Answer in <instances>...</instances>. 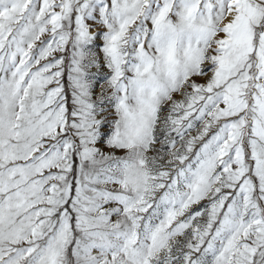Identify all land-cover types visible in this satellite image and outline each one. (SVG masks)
Instances as JSON below:
<instances>
[{
    "label": "snow or ice",
    "instance_id": "1",
    "mask_svg": "<svg viewBox=\"0 0 264 264\" xmlns=\"http://www.w3.org/2000/svg\"><path fill=\"white\" fill-rule=\"evenodd\" d=\"M0 264H264V0H0Z\"/></svg>",
    "mask_w": 264,
    "mask_h": 264
}]
</instances>
